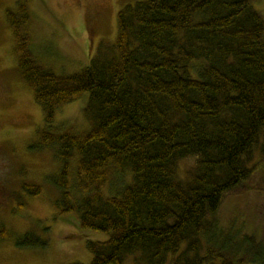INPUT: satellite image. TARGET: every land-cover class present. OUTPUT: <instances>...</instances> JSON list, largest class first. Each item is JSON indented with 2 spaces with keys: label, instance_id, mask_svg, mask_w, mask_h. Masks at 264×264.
Masks as SVG:
<instances>
[{
  "label": "trees",
  "instance_id": "1",
  "mask_svg": "<svg viewBox=\"0 0 264 264\" xmlns=\"http://www.w3.org/2000/svg\"><path fill=\"white\" fill-rule=\"evenodd\" d=\"M19 10H7L8 22L19 67L47 123L42 147H53L63 160L65 181H53L60 192L55 218L72 215L81 229L109 234L87 241L88 264L251 260L246 247L242 253L226 249L230 235L221 240L225 248L214 245L220 240L211 218L228 195L245 191L264 161V14L253 1L126 4L115 42L99 45L81 70L60 74L36 59L26 1ZM84 92L91 128L57 132L58 107ZM188 158L195 164L182 176L178 166ZM120 180L125 185L118 189ZM109 185L117 193L105 195ZM22 188L44 196L39 184ZM9 234L20 247L48 242L35 231Z\"/></svg>",
  "mask_w": 264,
  "mask_h": 264
},
{
  "label": "rangeland",
  "instance_id": "2",
  "mask_svg": "<svg viewBox=\"0 0 264 264\" xmlns=\"http://www.w3.org/2000/svg\"><path fill=\"white\" fill-rule=\"evenodd\" d=\"M25 1L32 15L28 28L34 55L60 74L81 70L89 65L99 45H112L117 38L119 10L137 0H0V264H88L93 253L87 241L106 240L109 234L81 229L72 215L55 218L59 209L53 202L60 200V192L53 181H65L63 160L53 147H42L40 131L47 123L19 67L7 16L8 9L20 11L19 5ZM252 1L264 14V0ZM88 100L89 92H84L77 100L58 107L52 123L59 125L57 132L91 128L93 120L85 112ZM194 164V158L181 160L178 172L184 176ZM76 172L74 157L68 184L71 192ZM130 177L128 174L124 179ZM24 182L41 185L44 196L28 195L22 188ZM117 185L121 189L125 182L120 180ZM247 185L244 192L228 195L211 218L220 240L214 245L225 248L221 240L230 235L233 241L226 249L242 253L246 247L251 260L245 264H264V161ZM103 193L111 195L117 190L109 185ZM27 231L46 237L47 245L20 247L15 244L16 236L9 234ZM237 259L235 256V264ZM221 261L216 257L214 262Z\"/></svg>",
  "mask_w": 264,
  "mask_h": 264
}]
</instances>
